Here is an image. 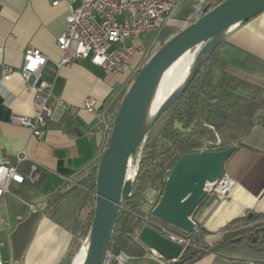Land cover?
<instances>
[{
  "label": "crops",
  "instance_id": "obj_1",
  "mask_svg": "<svg viewBox=\"0 0 264 264\" xmlns=\"http://www.w3.org/2000/svg\"><path fill=\"white\" fill-rule=\"evenodd\" d=\"M67 15L64 4L53 7L50 0H0V66L14 70L9 82H3L0 74V162L9 160L24 176L36 167L35 181L12 184L0 203V254L11 264H67L76 228L87 211L86 190L76 178L95 173L109 140L95 116L83 111L71 115L61 106H54L40 141L28 128L12 124L13 116L33 117L36 109L34 92L26 89L20 75L25 50L34 47L47 56L43 78L53 85L54 97L70 106L81 107L87 97H93L106 113L132 79L127 74H107L90 60L59 67L62 53L57 38L64 32ZM187 25L173 18L167 27L181 30ZM216 62L229 74L264 88V11L225 38L216 52ZM263 135L255 130L251 149L239 148L227 161L225 172L235 181L230 198L222 203L208 198L193 217L210 233L206 240L211 245L221 240L222 230L233 220L248 212L264 214ZM75 186L78 189L68 192L62 203L49 204L51 198ZM30 205H35L38 213H32ZM149 257L151 260L126 257V261L165 264L150 252ZM251 258L241 251H225L209 253L194 264H246Z\"/></svg>",
  "mask_w": 264,
  "mask_h": 264
},
{
  "label": "trees",
  "instance_id": "obj_2",
  "mask_svg": "<svg viewBox=\"0 0 264 264\" xmlns=\"http://www.w3.org/2000/svg\"><path fill=\"white\" fill-rule=\"evenodd\" d=\"M224 1H184L176 9L173 18L191 24L202 17L203 10L208 4L214 8ZM180 31L165 27L157 38L153 53H156ZM218 48L201 68L184 95L160 117L147 136L143 143L144 150L140 159L138 178L131 197L123 204L124 207L137 210L143 193L149 187L163 190L164 183L177 161L185 154L200 152L205 142L209 141L213 144L208 146L210 151L230 147H235L237 151L242 147L251 149L250 137L255 130L264 134V88L241 80L217 65ZM136 76L130 80L127 88L109 107L106 112L109 121L115 120L122 100ZM212 113L216 115L212 117ZM209 120L214 121H212V127L208 126ZM176 123L181 124L185 132L177 129ZM193 124L195 127L188 132ZM217 136L221 140V145L215 149L213 146L217 142ZM164 138L169 139L171 145L163 141ZM96 176L97 169L90 176L82 173L76 178L79 187L86 190L87 211L85 218L76 228V237L67 264H72L88 237L95 210ZM74 189H78V186ZM67 194L54 196L49 204L57 206L62 203ZM206 201L200 205L199 209ZM144 227L140 221H135L132 214L120 209L108 252L114 257L122 253L127 258L151 260L148 248L138 239ZM177 231L185 234L193 242L185 247L181 254L180 260L183 264H194L209 253L222 254L225 251H241L254 257L246 259V262L264 263V214L248 212L244 218L233 220L222 230L221 240L212 245L206 240L210 233L201 225H197L192 233H184L179 229ZM163 262L176 264L166 260ZM152 264L159 263L152 260Z\"/></svg>",
  "mask_w": 264,
  "mask_h": 264
},
{
  "label": "water",
  "instance_id": "obj_3",
  "mask_svg": "<svg viewBox=\"0 0 264 264\" xmlns=\"http://www.w3.org/2000/svg\"><path fill=\"white\" fill-rule=\"evenodd\" d=\"M263 11L264 0H225L214 8L208 4L202 17L181 29L135 77L122 100L97 166L95 210L84 244L83 264H105L120 207L129 200L134 189L136 177H128V167L139 146L160 117L184 95L225 38ZM192 51H197L196 63L184 84L149 120L151 102L160 80L181 56ZM194 127L195 124L188 132ZM176 128L185 132L181 124L176 123ZM209 144L211 142H205L200 152L185 154L177 161L153 209L155 217L184 233H192L197 228L193 216L208 198L207 186L225 174L226 163L236 152L235 147L210 151L207 149ZM138 239L161 255L163 260L183 264L180 260L183 247L158 231L145 226Z\"/></svg>",
  "mask_w": 264,
  "mask_h": 264
},
{
  "label": "built area",
  "instance_id": "obj_4",
  "mask_svg": "<svg viewBox=\"0 0 264 264\" xmlns=\"http://www.w3.org/2000/svg\"><path fill=\"white\" fill-rule=\"evenodd\" d=\"M50 2L53 7L64 4L68 11L64 32L57 38V46L62 53L59 67L70 66L81 60H90L107 74H129L133 78L153 55L154 45L136 46L128 44V41L145 38L153 33L160 34L170 24L176 9L184 0H50ZM47 62V56L39 49L28 47L25 50L20 75L26 89L34 92L36 109L33 117L13 116L12 124L28 128L33 137L40 141L47 132L54 106H61L68 109L71 115L83 111L95 116L110 136L114 121L107 120L106 113L101 110L95 98L87 97L81 107H76L54 97L53 85L43 78V70ZM13 73V68L0 66L3 82H9ZM220 142L217 136V142L213 147L218 148ZM143 143L128 167L131 177H136V180L144 150ZM211 145L213 144L207 145V149ZM35 171L36 167H33L31 174L24 176L9 160L0 162V203L10 192L12 184H23L27 180L33 183ZM234 187L235 181L225 173L216 183L207 186L208 198L218 203L225 202L230 198ZM161 192V189L149 188L143 193L137 210L123 205L120 209L132 214L135 221H140L144 226L158 231L184 249L193 244L192 240L177 231L174 226L160 221L153 215V209ZM30 210L34 214L38 213L35 205H30ZM2 245L0 240V247ZM148 250L153 257L163 261L156 251ZM112 262L127 264L126 256L121 253L114 257L107 252L105 264ZM0 264H11V262L4 261L0 254ZM246 264L264 263L247 261Z\"/></svg>",
  "mask_w": 264,
  "mask_h": 264
},
{
  "label": "bare ground",
  "instance_id": "obj_5",
  "mask_svg": "<svg viewBox=\"0 0 264 264\" xmlns=\"http://www.w3.org/2000/svg\"><path fill=\"white\" fill-rule=\"evenodd\" d=\"M192 52L186 53L181 56L164 74L160 80L156 91L154 93L150 111L149 120H151L159 110V108L175 93H177L182 85L184 84L186 78L191 72L194 64L196 63L197 51H194L195 58L191 60L190 54ZM128 177H131V172H128ZM86 254V245L83 246L79 256L77 257L75 264H83Z\"/></svg>",
  "mask_w": 264,
  "mask_h": 264
},
{
  "label": "rangeland",
  "instance_id": "obj_6",
  "mask_svg": "<svg viewBox=\"0 0 264 264\" xmlns=\"http://www.w3.org/2000/svg\"><path fill=\"white\" fill-rule=\"evenodd\" d=\"M155 36H156V34L155 33H153V34H149V35H147L145 38H141V39H138V40H134V41H128V44H134V45H136V46H143V47H150L151 45H152V43H153V41H154V38H155ZM152 52H154V51H152ZM155 53H153V55H154ZM153 55H151V57L153 56ZM150 57V58H151ZM190 58H191V60H193L194 58H195V54H194V52L192 53V54H190ZM150 60V59H149ZM148 60V61H149ZM147 61V62H148ZM146 62V63H147ZM145 63V64H146ZM215 115H216V113H215ZM213 121V120H212ZM212 121H211V125H212ZM214 122V121H213ZM212 127V126H211ZM163 141H165V142H167V144L168 145H171V141L169 140V139H165L164 138V140ZM150 188V187H149ZM148 188V189H149ZM148 189H146L145 191H147ZM141 200V199H140ZM140 202V201H139Z\"/></svg>",
  "mask_w": 264,
  "mask_h": 264
}]
</instances>
